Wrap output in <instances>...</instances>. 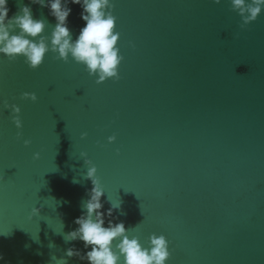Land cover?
I'll return each instance as SVG.
<instances>
[{
  "label": "water",
  "instance_id": "1",
  "mask_svg": "<svg viewBox=\"0 0 264 264\" xmlns=\"http://www.w3.org/2000/svg\"><path fill=\"white\" fill-rule=\"evenodd\" d=\"M112 2L119 79L97 83L51 51L35 69L0 54V264L87 251L64 240L92 187L85 159L104 209L121 201L105 224L123 221L144 246L163 234L166 264H264V10L241 29L231 0ZM21 4L50 35L49 9L9 0V16ZM69 6L75 38L85 22Z\"/></svg>",
  "mask_w": 264,
  "mask_h": 264
},
{
  "label": "clouds",
  "instance_id": "2",
  "mask_svg": "<svg viewBox=\"0 0 264 264\" xmlns=\"http://www.w3.org/2000/svg\"><path fill=\"white\" fill-rule=\"evenodd\" d=\"M215 2L220 3V0ZM31 4L48 8L55 18L50 35H45L46 21L34 18L30 4H21L19 10L9 16V0H0V54L9 59L22 56L25 63L35 69L51 51L58 59L67 61L71 57L83 64L89 75L96 77L97 83L108 78L119 79L118 69L124 57L117 46L120 33L115 31L112 0H31ZM70 4L80 5V18L85 22L75 38L68 24L72 12ZM231 7L240 15V28L244 29L264 10V0H231ZM23 97L37 99L35 93L29 92L23 93ZM4 106L11 107L16 114L20 112L17 105L5 102ZM13 121L18 129L22 127L18 115L13 116ZM108 140H115V136H109ZM24 143L27 145L30 141L24 140ZM84 163L88 165L85 176L91 180L92 187L82 203V214L74 219L77 227L64 233V240L82 241L87 251L82 255L80 250L69 247L64 256L52 258L54 264H67L65 257L73 256L88 264H166L170 251L163 234H151L144 246L138 236L128 235L123 221L107 219L105 224L106 218L121 208V201L109 200L110 207L104 209L101 198L105 191L96 176L97 168L91 160L85 159ZM31 211L38 215L40 208L33 207ZM3 259L0 253V260Z\"/></svg>",
  "mask_w": 264,
  "mask_h": 264
}]
</instances>
